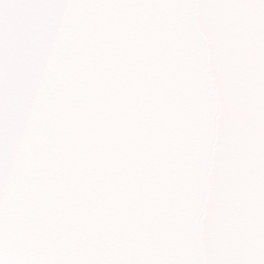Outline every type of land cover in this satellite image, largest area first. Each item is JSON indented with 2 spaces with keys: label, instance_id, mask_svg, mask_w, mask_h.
I'll use <instances>...</instances> for the list:
<instances>
[{
  "label": "snow or ice",
  "instance_id": "6c2138e0",
  "mask_svg": "<svg viewBox=\"0 0 264 264\" xmlns=\"http://www.w3.org/2000/svg\"><path fill=\"white\" fill-rule=\"evenodd\" d=\"M0 264H264V0H0Z\"/></svg>",
  "mask_w": 264,
  "mask_h": 264
}]
</instances>
